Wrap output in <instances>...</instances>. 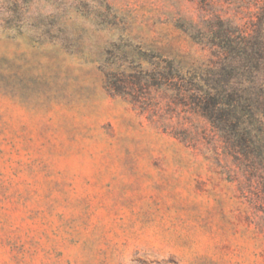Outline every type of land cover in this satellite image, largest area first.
<instances>
[{
  "label": "rangeland",
  "instance_id": "obj_1",
  "mask_svg": "<svg viewBox=\"0 0 264 264\" xmlns=\"http://www.w3.org/2000/svg\"><path fill=\"white\" fill-rule=\"evenodd\" d=\"M8 1L0 264H264V197L208 122L156 89L141 109L101 71L128 40L207 64L176 22L210 10L245 25L262 0H24L26 15L6 24Z\"/></svg>",
  "mask_w": 264,
  "mask_h": 264
},
{
  "label": "trees",
  "instance_id": "obj_2",
  "mask_svg": "<svg viewBox=\"0 0 264 264\" xmlns=\"http://www.w3.org/2000/svg\"><path fill=\"white\" fill-rule=\"evenodd\" d=\"M199 1L213 6V0ZM20 2L28 3L8 1L11 7L3 11L6 24L20 21L28 12ZM256 8L254 19L245 25L210 10L198 21L176 22L192 42L209 50L207 64L186 68L128 40L106 50L101 71L111 91L141 109L145 99L140 93L152 89L169 92L187 105L208 122L224 153L245 167L264 197V0ZM103 9L105 18H116L109 4Z\"/></svg>",
  "mask_w": 264,
  "mask_h": 264
}]
</instances>
